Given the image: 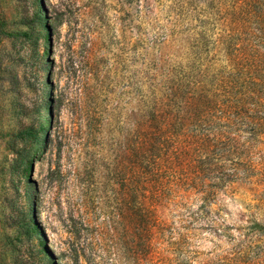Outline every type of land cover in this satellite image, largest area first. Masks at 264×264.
Masks as SVG:
<instances>
[{
	"label": "rangeland",
	"instance_id": "1",
	"mask_svg": "<svg viewBox=\"0 0 264 264\" xmlns=\"http://www.w3.org/2000/svg\"><path fill=\"white\" fill-rule=\"evenodd\" d=\"M245 1L38 0L46 144L26 164L0 90V264H264V136L223 117L264 26ZM20 12L0 0L6 32ZM224 129L245 157L207 200V132Z\"/></svg>",
	"mask_w": 264,
	"mask_h": 264
},
{
	"label": "trees",
	"instance_id": "2",
	"mask_svg": "<svg viewBox=\"0 0 264 264\" xmlns=\"http://www.w3.org/2000/svg\"><path fill=\"white\" fill-rule=\"evenodd\" d=\"M17 1L21 12L16 28L6 32L4 25H0V36L2 39H9V45L0 50V90L16 100L19 115L25 119L21 123L18 136L20 141L29 145V149L25 150L26 164L31 165L39 154L40 147L46 144L40 139L44 129L40 114L50 99L48 77L43 75L50 67L39 52L42 21L39 16L38 0ZM248 2L245 1L243 5V11L246 12L243 15L245 24L249 27L264 24V0ZM259 32L262 35L249 51L250 59L246 61L248 63L245 66V73L238 76L244 89L242 109L237 115L227 114L223 117L227 119L231 129L237 126L243 129L245 126L249 133L264 136V26ZM29 94L32 97L26 103L25 99ZM29 115L35 117L32 122L26 120ZM240 137L232 136V133L225 129L218 133L207 132V178L209 176L212 179V183L207 184L209 188L207 200L215 192L214 184L225 185L232 181L234 176L240 175L238 168L225 169V164L232 166L244 161L245 154L241 151ZM242 172L246 178L252 177L254 173L250 171L247 174L248 170Z\"/></svg>",
	"mask_w": 264,
	"mask_h": 264
}]
</instances>
